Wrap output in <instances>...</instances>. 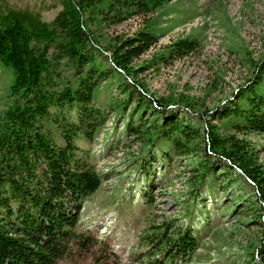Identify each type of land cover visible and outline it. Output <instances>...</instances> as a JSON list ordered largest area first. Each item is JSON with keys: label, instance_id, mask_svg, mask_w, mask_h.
Segmentation results:
<instances>
[{"label": "trees", "instance_id": "obj_1", "mask_svg": "<svg viewBox=\"0 0 264 264\" xmlns=\"http://www.w3.org/2000/svg\"><path fill=\"white\" fill-rule=\"evenodd\" d=\"M58 1L61 8L43 20L38 10L0 0V66L10 73L8 102L0 114V264H77L82 259L124 264L107 240L83 230L79 221L83 202L98 189L101 176L85 155H78L76 140L93 139L104 122L95 92L98 82L114 76L119 89L135 98L137 109L143 105L150 115H162V124L149 128L140 117L137 123L131 119L125 127L129 134L140 133L146 143L161 137L177 152L198 149L203 171L194 183L222 163L253 188L261 235L249 254L251 264H264V166L252 147L234 134L220 135L213 123L199 125L206 113L196 111L188 97H155L135 78L131 61L157 40L153 19L133 35L104 45L90 28L95 21L149 14L170 0ZM195 46V39L180 37L159 57L165 60ZM263 87L264 53L254 62L251 83L240 86L234 102L218 108L216 116L229 117L233 126L264 130ZM120 103L123 108L125 101ZM177 111L196 119L195 124L179 120ZM199 184H192V198ZM140 245L144 250L126 264H188L198 240L190 226L169 222L148 226Z\"/></svg>", "mask_w": 264, "mask_h": 264}, {"label": "rangeland", "instance_id": "obj_2", "mask_svg": "<svg viewBox=\"0 0 264 264\" xmlns=\"http://www.w3.org/2000/svg\"><path fill=\"white\" fill-rule=\"evenodd\" d=\"M4 2L38 10L43 20L61 8L58 0ZM149 18L159 32L156 42L131 61L135 78L155 97H188L196 111L206 113L199 125L210 122L220 135L246 140L264 166V130L233 126L229 117L216 116L218 108L234 102L240 86L251 83L254 62L264 53V0H170L149 14L133 13L114 23L95 21L90 28L104 45L133 35ZM187 36L196 41L193 51L159 57L171 42ZM117 80L114 76L98 82L95 96L105 120L93 139L76 140L78 155H85L101 176L100 186L79 212L82 229L107 240L124 264L144 250L140 241L148 226L169 222L190 226L197 237L188 264H251L249 252L261 235L253 188L222 163L206 171L200 184L194 183V176L203 171L198 149L177 152L161 137L146 143L140 133L129 134L125 127L131 119L137 123L140 117L149 128L162 124V115H150L143 105L137 109L135 98L122 92ZM9 81L10 73L0 66V114L8 102ZM178 113L179 120L195 124L196 119ZM48 128L61 144L58 130ZM192 184H199L195 198Z\"/></svg>", "mask_w": 264, "mask_h": 264}]
</instances>
